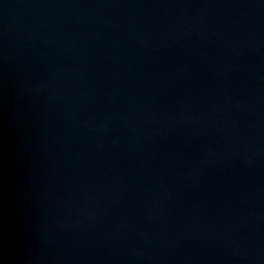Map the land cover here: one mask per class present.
<instances>
[{"label": "water", "instance_id": "1", "mask_svg": "<svg viewBox=\"0 0 264 264\" xmlns=\"http://www.w3.org/2000/svg\"><path fill=\"white\" fill-rule=\"evenodd\" d=\"M0 264H264V0H0Z\"/></svg>", "mask_w": 264, "mask_h": 264}]
</instances>
